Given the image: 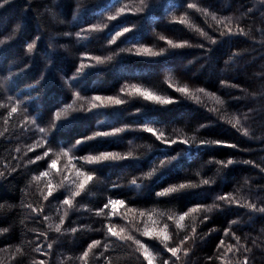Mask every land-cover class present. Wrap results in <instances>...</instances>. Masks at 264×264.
I'll return each instance as SVG.
<instances>
[{"label": "snow or ice", "instance_id": "snow-or-ice-1", "mask_svg": "<svg viewBox=\"0 0 264 264\" xmlns=\"http://www.w3.org/2000/svg\"><path fill=\"white\" fill-rule=\"evenodd\" d=\"M8 3L9 0H0V8ZM199 3L202 6L198 7L192 0H174L173 5H169L179 13L171 16V22L186 25L187 30L195 34L199 43H192L189 39L174 41L160 35L159 41H162L164 46L158 47V50L144 43H132V40L138 41L141 26L139 23L128 21L130 17L137 20L151 17L154 10L159 7V0H136L135 3L132 0L128 2L99 0L93 3L90 9H82L90 11L93 18L99 17V22L87 24L74 34L65 32L62 35L65 37L74 35L77 41L83 44L102 35L103 43L99 49L101 54H93L91 51L80 52L70 75L58 67V61L63 56L58 49H64L66 45L49 43L48 48L51 51L43 53L38 51L39 42L44 39L42 31L26 42L21 56L15 58L9 56L8 44L28 27L30 19L25 18L23 24H15L9 35L0 38V186L8 183L13 175L24 177L26 183L25 187L20 189L22 197L20 206L28 211L34 223L39 224L38 228L22 233L31 235L30 240L21 238L15 245L0 240L3 244L0 252L9 253V264H57V249L63 247L69 239L74 241L76 234L84 232L85 229L98 234L99 238H91L90 242H86V246H82L75 257L79 264H92L93 261L95 264H113V257L117 252L134 256L139 264H186V259H182V256L188 258L197 240L212 239L213 235L218 237V242L215 243L213 254L204 257L206 264H255V252L264 247V238L258 242L257 238L250 235H238L237 231L233 230L240 227L237 219L228 220V226L223 228L222 234L216 227H211L203 235H200L201 229L196 223L186 226L185 220L190 217L195 221L196 216L193 214L200 213L202 219L199 224L205 225V222H210L209 214L214 210L223 212L233 207L246 209L244 215L249 217L256 214L264 216V198L222 192L215 195L211 204L196 203L187 210L168 215L165 220L154 218V214L156 217L164 215L155 209L134 207L136 201L127 196L109 195L99 204L92 206L80 203L89 194L90 187L103 168L119 166L128 161L138 162L141 159L143 154L132 150L123 152L107 150L112 141L122 138L121 134L128 132L151 134L153 143L146 147L150 150L155 148L158 153L156 157L158 163L153 161L149 171L132 176L128 181L126 187L140 193L148 186L159 187L156 181H164L168 173L181 166L182 160L196 155L202 149L208 150L212 146L237 148L236 143L222 139L199 138L195 134L209 127L211 123L223 122L236 133L253 138L251 127L246 125L250 124L251 114L255 110L247 108L246 112H241L237 108L236 111L229 112V108L239 104L243 98L254 97L257 93H249L248 89L242 88L239 84L219 77L229 71L235 72L237 60L249 51L231 47L234 41L250 38L258 43L264 52V0H234L236 6L229 5L228 9L218 6L217 0H199ZM249 3L251 7L248 6ZM169 7L164 9L166 13L164 20L168 19ZM77 8H80L79 4ZM31 10L29 4L28 11ZM225 12L228 14H224ZM43 13L53 19L57 16V12L47 6L44 7ZM189 14L197 18L202 16L203 26L192 23L187 18ZM125 42L128 43L127 47L119 46ZM224 44L230 45V48L226 54L227 59L223 61L224 66L218 68L216 72L219 83L217 90L228 87L238 90L241 95L224 99L206 87H192L184 83L180 86L168 84V87L178 95L165 96L127 82L120 86L117 95H106L87 84L86 78L91 70L117 61L123 54L161 59L176 55V50L197 48L200 50L199 54L187 63L192 64L194 60L202 59L204 63L200 64L201 69L208 67L209 64L215 67L212 52ZM38 54L41 55V68L35 75L28 76ZM258 78L264 81V73L259 74ZM50 84L66 90L70 95V102L51 98L48 92ZM121 96L139 97L149 104L161 106L191 100L207 108L215 119L199 124L192 134H179L178 129L167 133L165 128L154 126L159 125L160 121L151 116H144L145 122L135 127L128 124L114 127L112 123L118 121L96 119L105 111L111 109L115 113L116 106L126 104L128 101ZM205 98H210L214 102L212 107L207 106ZM140 111L141 109H136V112ZM77 122L83 130L67 135L66 129ZM177 147L180 148L179 151ZM211 163L215 164L217 172L230 170L237 164L254 165L259 170L261 179H264V166L253 160H237L233 156H228L227 159L214 160ZM29 172L30 176L27 175ZM195 175L200 176L201 173L197 172ZM215 182L214 177H203L198 183L184 179L160 187V190L154 191V198L174 200L177 194L188 193L193 189L204 190ZM244 183L247 184L248 181L245 180ZM32 184L37 186L39 192L38 204H24L26 188ZM123 187L125 186L110 182L108 191L114 192ZM257 190L264 192V186ZM234 191L238 193L240 189ZM53 200L57 201V212L60 213L57 217L58 222H53L49 215L44 214L49 210L45 202L51 204ZM76 204L80 205L79 209L76 208ZM4 207V204H0V209ZM14 207L8 205L10 209ZM81 209L90 214L88 218L92 216L99 218L100 227L91 228L90 225L80 223L78 220L73 221L71 215H81ZM66 218L69 224L76 226H65ZM113 218H117L120 223L113 222ZM139 223L143 224V228L137 226ZM11 229V225L0 227V234H9ZM180 229L184 232H180ZM261 236L264 237V232ZM25 245L30 249V257ZM72 259L71 256L65 255L59 264ZM0 264H4L2 259Z\"/></svg>", "mask_w": 264, "mask_h": 264}, {"label": "trees", "instance_id": "trees-1", "mask_svg": "<svg viewBox=\"0 0 264 264\" xmlns=\"http://www.w3.org/2000/svg\"><path fill=\"white\" fill-rule=\"evenodd\" d=\"M95 2H99V0H9L8 4L0 8V38L9 35L15 24H23L25 18L30 19L31 23L28 27L8 44L7 52L9 56L11 58L21 56L26 42L42 31L44 39L39 42L38 51L40 53L51 51L48 48L49 43L66 45V48L58 49L59 52L63 53V56L58 61V67L70 75L80 52L91 51L93 54H101L99 49L103 43L102 35L98 38L90 39L87 44L78 42L74 35L68 37L62 35L65 32L74 34L79 28L86 27L87 24L99 22V17L93 18L90 11H82V9H90ZM124 2H128V0H124ZM132 2L135 3L136 0H132ZM192 2L197 3L198 7L202 6L199 0H192ZM173 3L174 0H159V7L154 10V13L148 19L137 20L134 17H130L128 22H136L141 26L138 41L132 40L131 42L147 44L154 50L164 46L163 42L159 41L160 35L167 36L174 41L189 39L192 43H199L195 34L187 30L186 25H182L179 22H171L172 15H179L174 7H169ZM29 4H31V12L28 11ZM77 4L80 5V8H77ZM217 4L225 9H228L229 5L236 6L234 5V0H217ZM45 6L53 8L57 12L55 19L43 13ZM248 6L251 7V4L249 3ZM166 7H169L168 19L164 20L163 17L166 15L164 9ZM38 12L43 14L39 15L37 14ZM224 14H228V12ZM187 18L192 23L203 26L201 23L203 20L202 16L197 18V16L189 14ZM256 19H259V13ZM258 40L259 36L257 35ZM119 46L127 47L128 43H121ZM231 47L249 49V51L245 52L243 57L237 60L235 72L229 71L221 75L219 79L231 80L232 83L248 89L249 93H257L254 97L243 98L239 104L229 108V112H234L237 108L241 112H246L247 108L255 110L251 114L250 124L246 125L251 127L253 138L244 137L236 133L229 125L223 122L211 123L209 127L201 129L195 134L199 138L204 139L227 140L230 143H236L237 148L212 146L208 150L202 149L196 155L182 160L181 166L168 173L164 181H156L155 183L159 184V187H155V185L148 186L143 193H140L135 189L129 190L126 187L128 181H130L132 176H138L141 172L149 171L153 161L158 163L156 159L158 153L155 148L150 150L146 147V145L153 143L151 134L144 132L121 134L122 138L112 141L111 146L107 150L121 152L132 150L135 153H142L141 159L138 162L128 161L119 166L103 168L90 187L89 194L80 203L92 206L99 204L106 196L112 195L115 197L122 195L136 201L134 207L144 208L145 210L155 209L156 212L163 213L162 217H156L154 214V218L165 220L168 215L187 210L188 207H192L196 203L211 204L215 195L222 192H230L237 196L251 195L253 198H264V192L257 190L260 186H264V179H261L259 170L254 165L237 164L231 167L230 170L217 172L215 164L211 163L214 160L227 159L228 156H233L237 160H253L255 163H260L261 166H264V91H262L264 81L258 78L259 74L264 73V52L261 51L258 43L253 42L250 38L234 41ZM229 48L230 45L228 44L218 46L212 52L215 67L209 64L208 67L203 69L200 68V64L204 63L202 59L194 60L192 64L187 63L199 54L200 50L197 48L176 50V55L161 59L123 54L117 61L91 70L86 80L89 86L100 90L106 95H117L120 86L125 82L138 84L159 95H178L172 88L168 87V84L180 86L188 83L192 87H206L209 91L216 92L218 96L227 99L229 96L241 95L238 90L228 87L217 90L219 83L216 79V72L218 68L224 66L223 61L227 59L226 54L229 52ZM41 63V55L38 54L28 76L39 72ZM119 70H122L123 73L113 75L114 71L117 72ZM48 92L53 99L70 102V95L67 91L55 85L50 84ZM121 98L126 99L128 102L124 105L116 106L117 111L115 113L109 109L103 115L96 117V119L118 121L112 123L114 127H120L123 124L135 127L137 124L145 122L144 116H151L160 121L159 125L154 126L165 128L167 133H171L173 129H178L179 134H192L199 124L208 123L215 119L207 111V108L191 100H185L171 106H161L149 104L139 97L121 96ZM204 102L208 107H212L214 104L210 98H205ZM138 108L141 109L140 112H136ZM82 130L81 125L77 122L66 129V134L72 135ZM137 145L141 147H137ZM179 150L180 148L177 147V151ZM169 154L174 155L175 153ZM197 172L201 173V175L196 176ZM27 175L30 176L31 172ZM203 177H214L216 182L210 188H205L204 190L193 189L188 193L177 194V198L174 200L154 198V191L160 190V187L178 183L184 179H191L193 182L198 183L199 179ZM245 180L248 181L247 184L244 183ZM110 182H116L125 187L109 192L108 186ZM25 183L24 177L13 175L9 178L8 183L0 186V204L5 205L4 208L0 209V227L12 226L9 234H0V240L12 245L18 243L21 238L30 240L31 235H22V233L39 227V224L32 221L28 211L20 206L22 199L20 189L25 187ZM235 189H240V191L236 193ZM38 196L37 186L32 184L26 188L23 203L38 204ZM8 205H14L15 207L10 209ZM45 206L49 210L44 214L49 215L53 222H58L57 217L60 213L57 212V201L53 200L51 204L45 202ZM76 208L79 209L80 205L76 204ZM80 211L81 215H71L70 213L73 221L78 220L80 223L90 225L91 228L100 227L99 218L94 216L88 218L90 214L86 210L81 209ZM246 211V209H238L236 207L223 212L214 210L209 214L210 222H205V225L199 224L202 214L194 213L196 220L192 221L190 217H187L185 223L186 226L196 223L198 228L201 229L200 235H203L211 227H216L222 234L223 228L228 226L227 221L237 219L240 227L233 230L237 231L238 235H250L257 238L259 242L261 238H264L261 236V233L264 232V216L256 214L253 217H249L244 215ZM113 222L120 223L117 218H113ZM65 226L72 227L76 225L69 224L68 218H66ZM137 226L143 228L142 223L137 224ZM179 231L184 232L183 229ZM91 238H99V236L89 229H85L84 232L76 234L74 241L72 239L66 241L63 247L57 249V264H59V261L64 260L65 255L71 256L73 259L64 261V264H79L75 257L79 254L82 246H86V242H90ZM216 242H218V237L215 235H213L212 239L206 238L205 241L197 240L193 246L192 254L188 258L182 256V259H186V264H206L204 257L213 254ZM2 246L3 244L0 243V247ZM25 247L29 251L30 257V249H28L27 245ZM8 255L7 251L0 252V259L4 261V264H9ZM92 264H95V262L93 261ZM113 264H139V261L127 253L117 252L114 254ZM255 264H264V247L256 250Z\"/></svg>", "mask_w": 264, "mask_h": 264}, {"label": "rangeland", "instance_id": "rangeland-1", "mask_svg": "<svg viewBox=\"0 0 264 264\" xmlns=\"http://www.w3.org/2000/svg\"><path fill=\"white\" fill-rule=\"evenodd\" d=\"M117 73L119 74V73H123V72H122V70H119V71H117V72L114 71V72H113V75H116Z\"/></svg>", "mask_w": 264, "mask_h": 264}]
</instances>
